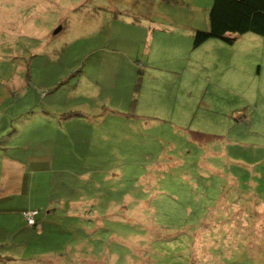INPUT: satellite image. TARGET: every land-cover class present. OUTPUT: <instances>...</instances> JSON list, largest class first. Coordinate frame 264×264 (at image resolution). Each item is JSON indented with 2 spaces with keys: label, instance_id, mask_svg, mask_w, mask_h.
<instances>
[{
  "label": "rangeland",
  "instance_id": "1",
  "mask_svg": "<svg viewBox=\"0 0 264 264\" xmlns=\"http://www.w3.org/2000/svg\"><path fill=\"white\" fill-rule=\"evenodd\" d=\"M211 5L0 0V264H264V38Z\"/></svg>",
  "mask_w": 264,
  "mask_h": 264
},
{
  "label": "trees",
  "instance_id": "2",
  "mask_svg": "<svg viewBox=\"0 0 264 264\" xmlns=\"http://www.w3.org/2000/svg\"><path fill=\"white\" fill-rule=\"evenodd\" d=\"M207 18V29H196L193 32V47L210 38L232 43L237 34L247 32L264 38V0H212ZM38 214L37 210L36 222ZM37 225L29 226L37 228Z\"/></svg>",
  "mask_w": 264,
  "mask_h": 264
},
{
  "label": "crops",
  "instance_id": "3",
  "mask_svg": "<svg viewBox=\"0 0 264 264\" xmlns=\"http://www.w3.org/2000/svg\"><path fill=\"white\" fill-rule=\"evenodd\" d=\"M3 159H4L3 163L6 166L4 167L5 169H3L2 174L4 172V174L7 173V175L6 176L3 175L2 180L0 182L1 191L5 193H11L17 190L20 192L23 187V184L20 181L22 168L20 170V167L18 166L19 164L17 162L10 161L9 158L3 157Z\"/></svg>",
  "mask_w": 264,
  "mask_h": 264
},
{
  "label": "built area",
  "instance_id": "4",
  "mask_svg": "<svg viewBox=\"0 0 264 264\" xmlns=\"http://www.w3.org/2000/svg\"><path fill=\"white\" fill-rule=\"evenodd\" d=\"M36 214H37V210H29L24 212V217L26 218L27 224L29 225L36 224V219H35Z\"/></svg>",
  "mask_w": 264,
  "mask_h": 264
},
{
  "label": "clouds",
  "instance_id": "5",
  "mask_svg": "<svg viewBox=\"0 0 264 264\" xmlns=\"http://www.w3.org/2000/svg\"><path fill=\"white\" fill-rule=\"evenodd\" d=\"M38 226V225H37Z\"/></svg>",
  "mask_w": 264,
  "mask_h": 264
}]
</instances>
